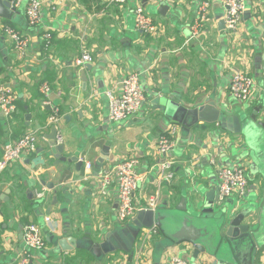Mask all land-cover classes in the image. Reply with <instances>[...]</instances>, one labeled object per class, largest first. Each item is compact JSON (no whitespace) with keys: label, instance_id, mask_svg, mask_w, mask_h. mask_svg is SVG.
<instances>
[{"label":"crops","instance_id":"crops-1","mask_svg":"<svg viewBox=\"0 0 264 264\" xmlns=\"http://www.w3.org/2000/svg\"><path fill=\"white\" fill-rule=\"evenodd\" d=\"M204 1L175 0L168 9H163L161 1L147 5L160 27L157 35L135 30L134 2L118 7L107 0H47L39 30L28 28L27 21L21 27L13 23L14 17L8 19L31 43L27 58L21 60L0 31V85L13 88L18 108L11 117L0 110V162L5 146L25 134H37L38 149L0 171V264L19 260L25 250L23 229L31 223L43 229L47 243L43 251L32 253V264H169L173 255L189 260L183 248L169 247L163 227L156 225L158 234L144 238L155 218L146 200L160 188L154 167L165 160L156 153L157 141L174 126L172 116L178 108H198L215 101L231 114L250 117L262 107L256 102L264 95V0H247L244 21L231 33L221 24L223 6L219 0H210L201 36L192 38ZM0 19L4 24V18ZM47 30L52 33L49 50L43 41ZM83 50L94 57L91 70L88 65L75 66ZM235 71L257 76L250 105L230 100L229 84ZM134 72L142 76L145 104L135 116L113 124L106 92L119 93L123 79ZM43 84L51 88L47 98L40 91ZM54 110L61 111L57 128L65 146L62 157H77L83 166L56 165L46 137ZM258 120L264 121L263 108ZM177 128V145L167 158L173 163L175 178L163 182L158 210L168 205L177 212L185 199L189 206L191 191L200 184L206 192L217 190L218 170L230 164L243 167L247 177L254 179L252 184L248 178V200L264 198V180L246 155L242 135L217 126L193 128L190 134ZM39 156L44 165L28 163ZM132 157L140 161L139 172L147 176L135 195L134 218L122 224L116 181L104 193L100 177ZM86 163L91 168L86 169ZM48 219L55 231H49ZM62 239H75L76 248L64 252L59 245ZM256 244L252 258L248 239L240 241L236 250L223 252L237 263L264 264V241Z\"/></svg>","mask_w":264,"mask_h":264},{"label":"built area","instance_id":"built-area-1","mask_svg":"<svg viewBox=\"0 0 264 264\" xmlns=\"http://www.w3.org/2000/svg\"><path fill=\"white\" fill-rule=\"evenodd\" d=\"M47 0H14L12 8L16 11L26 2V19L27 26L33 30H39L44 22V5ZM110 5L118 7L127 6L134 2V28L137 32L148 35H157L160 33V27L154 19L147 14V5L157 3L158 0H107ZM175 0H161L163 5L172 6ZM224 8L223 20L225 22V30L228 33L235 32L239 29L244 21L247 11V0H219ZM158 4V3H157ZM211 2L206 0L202 3L199 13L201 19L195 23L193 27L192 38L200 37V30L204 23L208 21ZM1 21V19H0ZM0 31L11 40L14 50L18 58L25 60L28 56L30 48V37L24 35L20 31L6 26L0 22ZM43 41L47 50L51 47L52 33L47 30L43 35ZM94 57L88 50H83L80 57L75 60L77 68H85L89 64H93ZM230 94L240 104L250 105L253 102L256 90V82L250 73L243 71L233 72L230 84ZM41 93L47 98L51 88L48 84H43ZM106 96L109 102V121L112 123H121L139 113L145 104V92L141 84V74L134 72L128 74L122 81L121 90L116 93L108 90ZM50 104V103H49ZM45 102V105H49ZM17 95L10 86L0 85V110L6 117H11L17 112ZM59 121V111L54 110L53 115L49 118L50 125H57ZM177 126L170 128L162 135L156 146V153L159 157L165 158L161 163L154 167L158 169L160 177L158 178L159 191L150 196L147 200V209L156 212L159 208L161 198L160 189L163 182H171L175 178L168 155L176 148L177 145ZM59 143L62 138L58 137ZM38 149L37 134H25L19 140L9 143L5 146L3 160L0 162V171H4L15 161L20 160L24 155L36 152ZM212 164L216 165V160H212ZM91 168L90 163H86V169ZM140 161L136 157L125 158L119 162L113 169L106 170L100 177L102 189L109 188L113 181H116L118 187L119 212L118 220L124 224L132 220L136 214L135 195L139 189L141 182H144L146 174L139 172ZM150 172H148L149 174ZM218 188L217 201L219 203L227 202L230 199H244L249 194V180L246 172L241 166L227 167L223 166L218 170ZM49 231H55L51 220H47ZM158 234V227L155 225L149 230H145L144 238L149 239ZM23 239L25 250L21 254L18 261L11 264H32L34 251H43L46 246V238L43 229L37 224L31 223L23 229ZM169 264H193L189 260L179 255H173L169 259Z\"/></svg>","mask_w":264,"mask_h":264},{"label":"water","instance_id":"water-1","mask_svg":"<svg viewBox=\"0 0 264 264\" xmlns=\"http://www.w3.org/2000/svg\"><path fill=\"white\" fill-rule=\"evenodd\" d=\"M14 0H0V18L12 19L16 9L12 8ZM163 9H168L164 5ZM225 25V22H221ZM92 69L91 65L87 66ZM264 72V56H263ZM84 88H87L88 78L86 71L83 73ZM263 107L255 109L252 116L247 118L229 113L225 107H219L215 101L200 104L198 108H178L172 116L175 126H181L189 134L193 128L201 129L204 126H217L220 130L237 132L244 137L245 152L255 163V167L261 172L264 162V121L258 120V114ZM246 115V114H245ZM27 119H31L28 115ZM248 119L253 122L248 124ZM208 130H213L208 128ZM50 143V153L57 159L56 165L74 162L77 167L84 162L79 158L70 159L62 157L65 146L58 141L59 130L53 125L50 135L46 136ZM34 166L44 165L41 156L29 161ZM49 187V186H48ZM217 190L206 192L203 184L198 185L197 190L191 191L193 201L187 206L186 199L176 211L169 206L163 207L153 213L155 215L153 227H163L168 238L169 247H181L189 256L193 264H246L237 263L223 252L238 248L239 242L249 240L251 243L250 257L257 247L256 243L264 241V198L259 200H245L240 203H219ZM4 198L2 197V200ZM179 214L184 216L181 218ZM256 215L258 221L256 222ZM163 222V223H162ZM64 252H70L76 248L75 239H62L59 241ZM249 264H252L250 261Z\"/></svg>","mask_w":264,"mask_h":264},{"label":"rangeland","instance_id":"rangeland-1","mask_svg":"<svg viewBox=\"0 0 264 264\" xmlns=\"http://www.w3.org/2000/svg\"><path fill=\"white\" fill-rule=\"evenodd\" d=\"M158 1H161V0H158ZM161 3V2H160ZM149 5H157V4H155V3H151V4H149ZM249 7V3H248V1H247V8ZM25 9H26V2H23V4L21 5V7L16 11V14H15V16H14V19H13V23L14 24H16V25H19V26H21V27H23V26H26V21H27V19H26V13H25ZM147 14L149 15V16H151L152 17V15L149 13V11L147 10ZM133 16V15H132ZM135 20V18H134V16H133V21ZM29 28V27H28ZM31 30H33V29H31ZM246 71H248L247 69H246ZM251 76L254 78V80H255V82H256V84H257V76H256V74H254V73H252L251 74ZM142 77V76H141ZM141 80H142V78H141ZM258 85V84H257ZM257 97V96H256ZM230 100H231V102H236V103H238V101L232 96V95H230ZM239 105H240V103H238ZM256 104H257V106H262L263 107V110H264V95H263V97H262V100L261 101H257L256 102ZM241 105H247V104H241ZM240 114H242V113H240ZM244 116V118H247L248 116L247 115H243ZM250 123H253V122H251L249 119H248V124H250ZM114 124V123H113ZM231 166L230 167H234L233 166V164H230ZM261 166V172H260V175H261V177H260V180H264V162H263V164L262 165H260ZM248 175V174H247ZM249 178V177H248ZM250 179V178H249ZM250 181H251V183L253 184L254 183V179H250ZM249 196V195H248ZM248 196H246L244 199H234V200H236V201H238V200H241L242 202L244 201V200H247L248 199ZM163 223V222H162ZM36 252H40V251H35V253Z\"/></svg>","mask_w":264,"mask_h":264},{"label":"trees","instance_id":"trees-1","mask_svg":"<svg viewBox=\"0 0 264 264\" xmlns=\"http://www.w3.org/2000/svg\"><path fill=\"white\" fill-rule=\"evenodd\" d=\"M3 20V22H4V24L5 25H7V26H10V27H12V28H14V26H12L11 24H10V22H9V20L8 19H2ZM15 29V28H14ZM61 114V111L59 110V115Z\"/></svg>","mask_w":264,"mask_h":264}]
</instances>
